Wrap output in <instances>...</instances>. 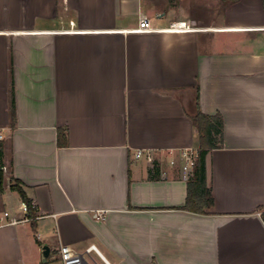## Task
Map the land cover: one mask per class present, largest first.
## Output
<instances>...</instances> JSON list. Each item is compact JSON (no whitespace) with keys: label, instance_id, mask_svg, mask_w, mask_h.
Returning a JSON list of instances; mask_svg holds the SVG:
<instances>
[{"label":"crops","instance_id":"crops-1","mask_svg":"<svg viewBox=\"0 0 264 264\" xmlns=\"http://www.w3.org/2000/svg\"><path fill=\"white\" fill-rule=\"evenodd\" d=\"M198 110L224 121L207 214L180 209L169 164L199 146ZM0 129V264H42L44 245L49 264L62 245L86 264H264L263 0H0Z\"/></svg>","mask_w":264,"mask_h":264},{"label":"trees","instance_id":"trees-1","mask_svg":"<svg viewBox=\"0 0 264 264\" xmlns=\"http://www.w3.org/2000/svg\"><path fill=\"white\" fill-rule=\"evenodd\" d=\"M228 1L235 2L238 0ZM12 104L14 110V100ZM193 122L199 135L198 156L193 164V176L188 181L186 202L180 209L207 214L208 209H210L215 202L212 188L208 183L207 156L212 150L223 146L224 121L219 113L216 115H208L198 110L196 115L193 116ZM58 143L60 145L67 144V133L64 129H59L58 131ZM3 167V146L2 140H0V189L2 190L6 185ZM153 170L154 173L159 172L157 163L153 167ZM11 188L19 192L22 200L28 203L30 215L35 219L36 209L33 206V202L27 196L24 188L21 186L20 181L14 179ZM260 210L262 211L261 214L264 219V206L260 207Z\"/></svg>","mask_w":264,"mask_h":264},{"label":"built area","instance_id":"built-area-1","mask_svg":"<svg viewBox=\"0 0 264 264\" xmlns=\"http://www.w3.org/2000/svg\"><path fill=\"white\" fill-rule=\"evenodd\" d=\"M194 27L188 21H174L170 24L166 30L169 31H190L193 30ZM137 31H154L157 30L155 25L153 24L152 20L147 16H142L139 20V26L136 29ZM4 139V133L0 129V140ZM136 157L141 158L145 157L146 160L152 165L155 166L157 161L155 154L150 150H138L136 152ZM169 164L171 166H176L179 161H181V168L185 172L186 178L190 179L193 176V164L198 156V147L195 146H188L181 149L178 156H175L173 152L169 153ZM34 208L36 209V205L33 203ZM22 209L25 213V217L23 221H31L33 217L30 215L29 205L26 202H22ZM101 214V213H100ZM99 214V215H100ZM9 213L5 212V216H8ZM102 216V215H101ZM38 217L35 214L34 218ZM20 220L13 219L11 223H17ZM95 248V245H92L88 250ZM58 255L61 260V264H86L84 255L73 250L68 245H62L58 250Z\"/></svg>","mask_w":264,"mask_h":264},{"label":"water","instance_id":"water-1","mask_svg":"<svg viewBox=\"0 0 264 264\" xmlns=\"http://www.w3.org/2000/svg\"><path fill=\"white\" fill-rule=\"evenodd\" d=\"M51 254V249L49 245H44L43 247V261L42 264H49V257Z\"/></svg>","mask_w":264,"mask_h":264},{"label":"rangeland","instance_id":"rangeland-1","mask_svg":"<svg viewBox=\"0 0 264 264\" xmlns=\"http://www.w3.org/2000/svg\"><path fill=\"white\" fill-rule=\"evenodd\" d=\"M56 260H57V261H55V263H57V264H61V260H60V258H59V255H58V259H56ZM51 261H53V260L50 259V262H51Z\"/></svg>","mask_w":264,"mask_h":264}]
</instances>
